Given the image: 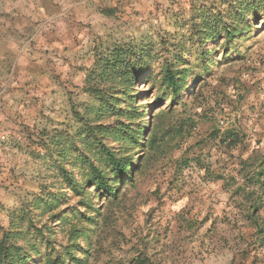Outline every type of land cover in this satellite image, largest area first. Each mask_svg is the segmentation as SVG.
I'll return each mask as SVG.
<instances>
[{
  "label": "rangeland",
  "instance_id": "rangeland-1",
  "mask_svg": "<svg viewBox=\"0 0 264 264\" xmlns=\"http://www.w3.org/2000/svg\"><path fill=\"white\" fill-rule=\"evenodd\" d=\"M214 4L38 0L0 128V239L22 216L15 264H264V15L205 41L191 15ZM145 48L134 83L112 75L119 54ZM167 63L184 76L179 96ZM101 143L133 174L114 177Z\"/></svg>",
  "mask_w": 264,
  "mask_h": 264
},
{
  "label": "trees",
  "instance_id": "trees-1",
  "mask_svg": "<svg viewBox=\"0 0 264 264\" xmlns=\"http://www.w3.org/2000/svg\"><path fill=\"white\" fill-rule=\"evenodd\" d=\"M221 8L213 6L212 9L204 7L202 9L199 7L195 9L191 15L190 22L192 23L191 28L194 29V34L205 41H217L221 34H224L226 39L229 41L231 38L237 36L239 33L244 32L247 27H251L248 23L250 18H257L259 15H264V0H220ZM228 5V8L225 6ZM204 10V11H203ZM186 41H180L172 46H177L181 48L179 52H183L186 49L187 42L191 39L187 38ZM137 53H141V56L137 57ZM150 49L145 48L141 51H136L133 53L134 58H128L126 53L119 54V58L116 59L111 67H114L112 75L116 78L123 79L124 85H130L138 79L139 75L149 67ZM136 54V55H135ZM110 73L107 69L104 72L105 75ZM163 76V85L170 88L174 96H179L184 89L183 81L184 76L178 74L177 70L173 69L168 63L165 66ZM141 127H137V131ZM90 130L85 131L87 136V142L85 145H90L88 141V134ZM142 135V134H141ZM161 134L156 133L155 137L148 144L151 149L156 148L159 145V140L161 139ZM226 137L234 138L236 135L229 132ZM140 139V138H139ZM136 145L140 143L139 140L134 141ZM103 147L101 154L103 153V158L105 159L107 168L113 173L114 177H118V180L125 177L126 174H133V166L128 159H122L117 156L116 152H113L105 147ZM131 161V160H130ZM127 162L130 164L129 171L127 169ZM90 175L94 178L97 188H101L103 193H107L112 196H116L115 191L111 188V183L114 181L109 180L107 174H103L102 171L91 164ZM264 175V173H261ZM115 178V179H116ZM117 180V181H118ZM116 181V183H117ZM253 211L259 209L257 204L252 206ZM22 216H18L17 226L14 230L4 233V237L0 239V264H15L16 260L21 256L22 248L16 245V240L21 238L23 233L20 230ZM21 235V236H20Z\"/></svg>",
  "mask_w": 264,
  "mask_h": 264
},
{
  "label": "crops",
  "instance_id": "crops-1",
  "mask_svg": "<svg viewBox=\"0 0 264 264\" xmlns=\"http://www.w3.org/2000/svg\"><path fill=\"white\" fill-rule=\"evenodd\" d=\"M48 1L40 0L45 11ZM38 10V0H0V128L8 121V102L12 98L9 93L15 85L11 79L15 78L19 59H26L23 65L29 61L25 57L35 37Z\"/></svg>",
  "mask_w": 264,
  "mask_h": 264
}]
</instances>
